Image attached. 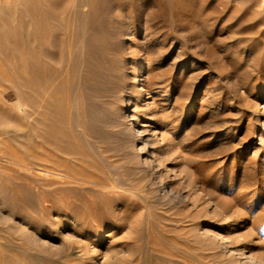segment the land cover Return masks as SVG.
<instances>
[{
	"label": "rangeland",
	"instance_id": "rangeland-1",
	"mask_svg": "<svg viewBox=\"0 0 264 264\" xmlns=\"http://www.w3.org/2000/svg\"><path fill=\"white\" fill-rule=\"evenodd\" d=\"M122 1L121 82L70 95L68 142L29 138L0 80V264H264V0Z\"/></svg>",
	"mask_w": 264,
	"mask_h": 264
},
{
	"label": "bare ground",
	"instance_id": "bare-ground-1",
	"mask_svg": "<svg viewBox=\"0 0 264 264\" xmlns=\"http://www.w3.org/2000/svg\"><path fill=\"white\" fill-rule=\"evenodd\" d=\"M106 2L107 0H19L18 7L0 14V60L8 64V70L0 65V80H7L8 86L4 89L10 88L13 91V106L19 110L18 116L26 120L28 137L35 138L41 145L57 144L67 141L69 135L78 134L72 124L73 120L71 121L73 114L70 110V95L73 98L74 94H79L80 98H93L94 93H97L104 97L115 91L116 86H112V82L116 80L119 83L121 80L122 75L120 77L117 72L121 69L118 66L121 61L113 55L118 49L110 48L109 41L103 42L99 38L101 34L112 38L113 27H119L108 9L109 2ZM25 3L26 6H20ZM120 4L122 7L123 1ZM122 8L120 9L123 10ZM101 13L104 14L100 17ZM53 31L55 33L50 34ZM5 47L8 49H2ZM6 95L3 94L2 98L7 101ZM4 100L1 101L0 98L2 113L6 112ZM83 111L79 110L80 114ZM79 112L77 111L78 115ZM7 115L11 116L9 112ZM10 125L0 117V128ZM11 126L17 129L16 123ZM61 126L67 128L68 132H62ZM72 142L74 143L73 139ZM67 146L72 151L76 147L72 143ZM102 147L106 148L104 151L107 150L106 146ZM45 156L39 157L42 166L39 171L44 174L60 173L55 162L46 161L51 156ZM35 157L38 158L33 154V158ZM92 160L95 165L96 157ZM53 167H56V172L52 171ZM101 179L93 178L92 182L101 185Z\"/></svg>",
	"mask_w": 264,
	"mask_h": 264
}]
</instances>
